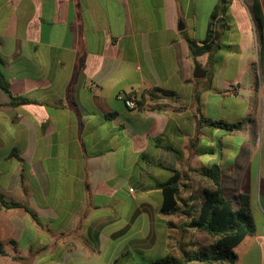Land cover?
Returning <instances> with one entry per match:
<instances>
[{
    "label": "crops",
    "instance_id": "obj_1",
    "mask_svg": "<svg viewBox=\"0 0 264 264\" xmlns=\"http://www.w3.org/2000/svg\"><path fill=\"white\" fill-rule=\"evenodd\" d=\"M221 1L0 0V73L29 100L13 106L0 88V194L34 214L0 211V264L179 256L185 218L160 212L159 186L177 171L193 188L212 165L227 196L230 183L233 198H250L255 233L233 264H264V50L252 0H224L209 37ZM194 60L205 78H193ZM154 89L175 95L150 102Z\"/></svg>",
    "mask_w": 264,
    "mask_h": 264
},
{
    "label": "trees",
    "instance_id": "obj_2",
    "mask_svg": "<svg viewBox=\"0 0 264 264\" xmlns=\"http://www.w3.org/2000/svg\"><path fill=\"white\" fill-rule=\"evenodd\" d=\"M224 4L225 1L222 0L221 6H216L210 15L209 37H211V27L215 24L217 16L225 11ZM251 15L255 23L260 47L264 50V23L257 0H252ZM190 49L192 51V46H190ZM208 50V45L202 47V51ZM191 54L193 57L197 55L196 52ZM0 88L9 94L10 104L13 106L29 102L26 98L11 94L8 83L1 73ZM253 91L255 94L258 91L256 78ZM174 95L172 91L154 89L147 96L150 102H156L160 98H172ZM249 120L252 121V119ZM208 123L223 127L226 130L239 129L240 127V123L227 124L222 121H208ZM153 141L157 147L170 151L176 157H179L180 152L170 146L161 144L162 140L160 138H155ZM197 175L202 181L194 180L193 188H191L182 184L183 176L181 173L173 171V175L159 186L162 198L160 212L168 216L181 215L188 217L179 224V227L183 231L191 233V235L204 237L207 243L202 246L197 244V251H187L183 247L179 256L169 255L155 260L154 264H233L235 261L233 249L246 237L255 233V223L249 212V195L245 193L238 194L235 198L237 205L235 208L233 199L227 196L222 183V172L218 166L212 165L202 168ZM182 192L188 194L187 199L190 200V203L182 198ZM13 208H23L34 216L26 206L8 203L4 201L0 194V211ZM169 225L173 227V224ZM0 255H5L1 243Z\"/></svg>",
    "mask_w": 264,
    "mask_h": 264
},
{
    "label": "rangeland",
    "instance_id": "obj_3",
    "mask_svg": "<svg viewBox=\"0 0 264 264\" xmlns=\"http://www.w3.org/2000/svg\"><path fill=\"white\" fill-rule=\"evenodd\" d=\"M254 35H255V41H256V43L258 44V34H257V32H256V29L254 28ZM227 185V187H230L231 189L233 188V184H226ZM228 190V196L231 198V199H233V201H234V207L236 208L237 207V205H236V203H235V198H233V194H234V191L233 190ZM187 193H185V192H182V198H184V200H188L187 199ZM189 202H190V200H189ZM187 203H188V201H187ZM185 219H188V217H185V216H183ZM184 239V240H183ZM203 238L202 237H197V238H195L194 236H192L191 235V233H188L187 234V236H185V237H183L182 238V242L183 243H185L184 244V248L187 250V251H197V249H196V240H202ZM196 249V250H195ZM6 262V264H9L8 263V261H5Z\"/></svg>",
    "mask_w": 264,
    "mask_h": 264
},
{
    "label": "built area",
    "instance_id": "obj_4",
    "mask_svg": "<svg viewBox=\"0 0 264 264\" xmlns=\"http://www.w3.org/2000/svg\"><path fill=\"white\" fill-rule=\"evenodd\" d=\"M119 99L123 100L125 106L129 109H135L137 106L138 100L132 95L125 96L121 94L119 95Z\"/></svg>",
    "mask_w": 264,
    "mask_h": 264
},
{
    "label": "water",
    "instance_id": "obj_5",
    "mask_svg": "<svg viewBox=\"0 0 264 264\" xmlns=\"http://www.w3.org/2000/svg\"><path fill=\"white\" fill-rule=\"evenodd\" d=\"M194 71H193V78L195 79H202L206 77V70L203 69L198 62L195 60L193 61Z\"/></svg>",
    "mask_w": 264,
    "mask_h": 264
}]
</instances>
